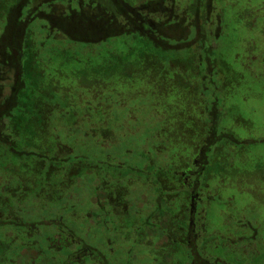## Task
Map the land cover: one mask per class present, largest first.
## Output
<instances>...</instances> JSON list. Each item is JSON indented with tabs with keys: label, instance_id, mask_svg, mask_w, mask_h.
<instances>
[{
	"label": "trees",
	"instance_id": "obj_1",
	"mask_svg": "<svg viewBox=\"0 0 264 264\" xmlns=\"http://www.w3.org/2000/svg\"><path fill=\"white\" fill-rule=\"evenodd\" d=\"M134 1L0 0V169L6 173H2L0 184V238H4L0 245L10 237L23 238L25 233L30 234V239L37 226L49 225L43 219L26 221L16 213L14 218L6 216L5 211L15 212L20 204L19 199L13 200L9 195L13 185L8 181L11 168L7 171L6 164L11 156H19L18 161L26 165V169L13 167L12 175L19 180L37 183L43 177L67 179L66 174H73L74 170L80 174L79 162L67 157L69 147L57 139L56 131L61 127L65 135L78 131L84 117H89L82 131L84 136H88L93 125L104 129L101 123L108 113L101 103L105 95L117 98L118 102L123 94L130 95L129 98L146 97L151 103L143 108L160 118L151 117V122L143 126L152 130L157 123L153 133L159 146L167 149L172 142L178 153H189L190 162L194 158L195 164L206 168L207 178L221 176L241 183L246 178L239 171L250 173L244 164H230V159L246 156V146L260 142L264 147V131H259V121L240 112V102L234 98L240 92V73L230 68L217 52L222 33L220 20L216 26L209 23L211 8L201 0H192L184 11L149 24L137 14L139 3L157 8L160 0ZM38 31L55 45L65 40L71 46L67 50H80L84 45L107 46L116 39L123 49H108L103 59L80 73H92L93 81L83 82L77 75L76 83L81 86L72 89L62 83L69 82L72 76V72H60L62 62L53 65L54 57L44 61L37 57V45L47 43L36 39ZM63 61L71 64L72 57ZM43 73L57 87L29 88L30 84L41 83ZM71 98L87 100L81 113L67 108L74 100ZM139 109L136 107L135 111ZM228 166L230 170L226 169ZM256 171L254 175L248 174L247 180L255 183L257 193L263 191L259 197L264 201V155L256 163ZM65 187L62 185V191ZM42 188L50 187L32 183L27 190L42 200L54 202L48 192L42 193ZM33 206L30 204L29 208ZM26 224L30 226L29 232L21 228ZM5 258L0 253V259ZM198 259L202 264H213Z\"/></svg>",
	"mask_w": 264,
	"mask_h": 264
},
{
	"label": "flooded vegetation",
	"instance_id": "obj_2",
	"mask_svg": "<svg viewBox=\"0 0 264 264\" xmlns=\"http://www.w3.org/2000/svg\"><path fill=\"white\" fill-rule=\"evenodd\" d=\"M191 1L160 0L157 8L141 6L143 2L140 1L137 14L141 21L155 24L184 11ZM201 1L211 8L207 17L209 23L218 25L223 15L214 0ZM250 16V25L252 21L264 25V17L250 13L248 19ZM101 128L105 130L91 126L87 138L91 142L105 143L113 137L110 130ZM151 136H154L152 150L149 148L150 152L146 150L147 154H140V164L131 162L125 166L115 162L113 165L102 158L97 165L87 164L84 158L71 159L79 162V167L89 168L87 178L94 188L86 218L89 224L96 220L101 234L107 233L104 249L97 252L92 238L83 239L84 236L73 234L69 226L55 224L53 236L44 237L51 243L62 237L60 246H46L54 255L46 256L36 241L27 243L30 234L25 233L23 238L17 235L1 243L0 253L6 258L0 259V264H110L109 256L114 255L117 236L127 241L121 248L125 258L121 264H202L198 258L213 264H264V217L254 212L244 216V212L228 210L233 207L226 206L231 205L229 196L222 202L228 211L222 210L220 203L216 204L220 208L216 210L214 201L222 191L210 185L214 179L222 177L207 178L206 168L195 164L192 156L190 162L189 153H178L172 142L167 149H162L153 143L159 142L156 133ZM11 158L16 163L6 166L7 171L11 168L9 177L13 176L15 166L26 169L23 161H18L19 156ZM82 175V171L78 174L74 170L73 174H66L67 179L43 177L33 184L49 186L46 190L42 188V193L48 192L57 202L63 197L72 199L79 192L78 188L87 181ZM231 183L232 179L229 187ZM26 184L23 179L12 183L9 195L13 200H24ZM62 185L72 188L62 191ZM5 213L14 218L15 212ZM46 227L37 226L36 234ZM144 256L146 261L142 263Z\"/></svg>",
	"mask_w": 264,
	"mask_h": 264
},
{
	"label": "rangeland",
	"instance_id": "obj_3",
	"mask_svg": "<svg viewBox=\"0 0 264 264\" xmlns=\"http://www.w3.org/2000/svg\"><path fill=\"white\" fill-rule=\"evenodd\" d=\"M214 2L215 6L221 10L223 15V18L221 19L222 33L217 43V52L223 55L224 60L227 62L230 68H233L235 72L240 73V83L237 86L240 92L239 95H235L234 98L236 101L240 102V112L245 117L250 115L256 120V122L259 121L261 125V129H259V131L263 132L264 25H260L255 21H252L253 25H250L251 16L248 19V14L251 13L252 15L256 14L261 18L264 17V0H214ZM133 3H136V0ZM36 34L37 40L41 38V41L47 42L46 44L40 43L37 45L39 49L37 57H39L42 61L47 60L50 57H54L51 58L53 65L62 62L60 64L62 66L60 72H72L70 81H62V83L66 86L71 85L72 89L76 88L77 86H81L79 85V82H77V85L76 76H81L82 74L80 73L84 72L86 69L89 70V66L91 64L99 62L101 59H103L104 56L102 55H104L103 53L107 52L108 49H111V47L115 50L123 49L119 44L120 41L116 39L111 43L109 42L110 44L108 43L107 46L103 45L96 47L84 45L86 47L80 48V50L76 49L75 47H72L71 49L68 47V52V50L65 48L70 45L66 44L67 42L65 40L61 41L60 44L55 45L52 41L44 39L45 37L41 36L42 32L40 33L38 31ZM71 57V64L69 62L67 63L63 61L65 59L70 60ZM75 57H77L79 60H77ZM41 65L44 67L43 63H41ZM107 67H109V65H107ZM55 72L47 71V74H55ZM27 78L28 76L26 74V79ZM80 78L83 82H86V79L88 80V83L89 81H93L92 73H89V75L86 76H81ZM41 79L42 81L40 84L38 82L34 83V85L30 84L28 87L38 90H41V85H43L44 88H49L51 90H53L51 88L52 86L57 87V85L54 83V80L46 74L43 73ZM35 84H37V86H35ZM29 92L36 91L30 90ZM129 97L130 95L123 94L120 96V98L123 99H119L120 102H118L116 100L117 98H114L113 96H103L102 99L105 100L101 103V105L104 109V112L108 114L103 119L105 123L103 122L101 124L104 125L103 127H107L106 129L110 130L113 136L106 140L105 143L91 142L87 136H84V132L82 131L86 129L89 117H87V119L84 117L83 121L81 120L82 126L80 130L71 134L65 135L64 129L62 127L58 128L56 131L57 139L69 147L67 157L70 159H77L79 156H84L87 164L91 163L97 165H99L98 163L102 160V158H106L108 162H112L113 165L115 162L124 163L125 166H129L131 162L140 164V154H147L146 150L150 152L149 148L151 149V144L154 139V136L151 135L154 132V128L157 123L153 124L152 130L147 129V127L143 125H146L145 123L147 121L151 122V117L152 119H158L160 116L153 112H148L147 108H143L144 105H147L150 102L146 97ZM126 98L127 100H125ZM71 99L74 100L67 108L70 109L72 113H81L83 111V105L87 100L82 98ZM122 100L125 101L121 102ZM136 107H140V109L135 111ZM97 126L98 125H96V127ZM70 142H72V144L69 145ZM153 143L158 144V146L160 144V142L157 141H154ZM245 151L246 156H241L238 158L231 157L230 164L237 167L244 164L247 166L251 175H254V173L257 172L256 163L261 162L264 155L263 144L258 142L256 146H246ZM150 156L153 157V155ZM1 162L2 161H0V165L2 166L3 162ZM12 163H16V161L11 160L10 158L6 166ZM226 169L230 170L231 167L228 166ZM2 173L4 176H6V173L0 169V184L3 181L2 178H4L2 177ZM82 174V178H86L87 181L81 184V186L78 188L79 192L74 195L72 199L63 197L57 202H48L42 200L41 196L31 194L26 190L24 192V200H21L19 202L20 204H18L17 208H15V213H17L16 215L22 217L26 221L43 219L49 222V225L43 231L32 235L29 240H26L27 243L30 240L36 241L38 245L43 247H41V250H44L46 256L49 254L54 255V253L47 249V245L55 244L60 246L62 243V237H57L53 243H51L52 241L44 239L45 236L47 238L53 236V227L55 224H58V226L61 225L64 228L69 226L70 231L73 234L84 236V239L92 238L93 244H96L95 248L98 250L97 252H100L106 246L105 238L107 237V233L101 234L99 232L96 227V220H94V224H89L87 222L86 210L87 206L91 205L92 190L94 185H91L87 178L89 174L88 166L82 168ZM224 174L225 172H221V175ZM248 174L240 170L239 175L241 177H245L246 179L240 183L239 181L236 180L235 182L233 178H230L233 180L230 187L229 178L228 180H223L222 178L214 179L210 185V188L218 187L222 191L221 195L218 194L217 199L214 202L215 205L220 203V208L222 210L224 209V211H241L244 212V216H247V213L250 214L254 212L262 218L264 217V201L261 196L259 197V195L263 193V191L261 190V193H257V190H254V187H256L255 183L253 184L247 180ZM8 181L9 183H16L17 178L15 175H13L9 177ZM4 183H7V181H4ZM32 183L35 182L27 181L26 185L31 186ZM37 187L38 186H36L34 190ZM71 188V186L65 187V191L68 192V190H71ZM226 196L231 197V205L226 204V206L230 207L233 205V207L228 210H226L222 204L224 201L223 199ZM33 201H37L38 204L33 206ZM30 204L35 208H29ZM218 205H216V210L220 209L218 208ZM212 209L214 210V208ZM101 219L104 220L103 217ZM110 219L111 218L109 217V222ZM141 219H143V217H141ZM29 227L30 226L26 224L21 228L24 229V231L29 232ZM125 242L127 241L117 236L116 248L115 251H113L114 255L109 256L110 264H121L122 261L125 260L124 256L121 254V248ZM19 253L22 254L21 251ZM145 259L146 258L144 256L141 260L142 263Z\"/></svg>",
	"mask_w": 264,
	"mask_h": 264
}]
</instances>
